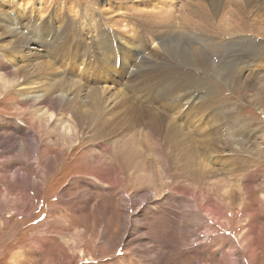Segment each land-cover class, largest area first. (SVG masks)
<instances>
[{"label": "bare ground", "instance_id": "bare-ground-1", "mask_svg": "<svg viewBox=\"0 0 264 264\" xmlns=\"http://www.w3.org/2000/svg\"><path fill=\"white\" fill-rule=\"evenodd\" d=\"M175 1L185 3L178 4V11L183 14L180 19L174 16ZM4 2L9 5L8 0ZM16 2L18 19L11 12L0 11V56L13 58L15 65L8 72V66L0 67V97L13 92L24 100L27 106L23 109H29L26 110L28 116L47 134L55 133L59 146L69 149L86 140L95 147L87 152L88 160L93 159L89 163L104 162L106 165L107 157L100 161L99 156H106L108 152L99 150L111 143L109 155L118 162L121 171H133L131 174L139 171L138 180L150 176L139 169L145 163L136 160L140 152H146L144 159H150V173L157 175L158 180L177 179V174H187L195 185H199L209 172L210 166L203 164V159L224 155L226 160L220 161L229 165L234 156L235 159L246 157L244 153L248 149L240 138L235 135L231 141L226 139L225 132L229 133L230 120L235 116H229V103L218 96L213 78L217 70L221 79L233 88L240 86L252 91L247 96L250 104L256 106L262 101L264 71L260 68L263 64L257 63L259 72L250 66L264 57V28L263 31L262 27L254 30L252 26L254 21L264 25V0H98L93 3L96 7L80 10L77 24L69 23L65 14L58 17V14L47 13L43 17L51 0H39L30 10H26L28 0ZM128 2L136 4L131 9L139 10L142 18L148 20L147 24L128 17ZM151 6L154 13L148 14L146 8ZM69 11L78 12L76 8ZM111 25L126 26L128 33H124V29L112 33L108 30H114ZM42 35L45 38L43 52L40 46L32 44V41L40 42ZM232 43L247 47L246 51L242 50L243 56L229 52ZM150 45L152 49L148 52ZM119 47L124 54L132 53V59L138 58L139 63L132 74L129 71V79L121 83L112 79L115 71H120ZM90 61L99 62L104 72V77L95 79L92 84L87 81V72L83 69ZM109 71L114 73L105 74ZM28 116L22 124L28 125ZM186 120L188 127L184 128ZM12 121L3 120L2 123ZM16 123L0 129L16 128L15 131L23 132L24 126ZM135 129H141L147 147H135L133 142H128L133 140ZM128 132L132 133L129 139L118 144V135ZM23 136L37 160V142ZM31 137L34 136L31 134ZM20 140V137L0 134V149L15 150ZM224 148L227 154H223ZM258 152L264 160V148L259 147ZM179 160L184 162L182 168L176 167ZM192 164L196 167L193 174L181 172ZM13 172L16 178L31 180L30 175L18 170ZM41 174L42 179L44 174ZM195 190L190 195L191 201L200 199L197 202L204 207L203 198L198 195V189ZM243 191L239 187L232 191L225 189L222 195H235L240 200ZM147 199L140 198L139 205ZM134 201L127 200V209L136 204ZM23 205H26L25 200ZM186 206L193 209L191 204ZM205 209L209 215L216 213L213 205L205 204ZM133 217L127 215L125 229L134 228L136 220ZM144 251V255L149 253ZM227 254L231 252L222 253L224 257ZM154 257L152 264H160L159 256L154 253Z\"/></svg>", "mask_w": 264, "mask_h": 264}, {"label": "rangeland", "instance_id": "rangeland-1", "mask_svg": "<svg viewBox=\"0 0 264 264\" xmlns=\"http://www.w3.org/2000/svg\"><path fill=\"white\" fill-rule=\"evenodd\" d=\"M8 1L9 5H5L4 0L0 1V11L11 12L18 19L20 13H17L16 0ZM38 1L28 0L27 7L30 8L26 7V10L33 9ZM51 1L43 17L47 13L58 14V17L65 14L69 23L77 24L80 10H85L87 6L96 7L93 3L98 0ZM175 3L177 11L174 16L180 19L183 14L178 10L185 3ZM241 4L245 7L243 2ZM134 5L133 2L127 3L128 17L147 24L148 20L142 18L139 10L131 9ZM74 8L78 12L69 11ZM149 8H146L148 14H153V6ZM176 8L174 5V10ZM39 18H36L37 21ZM252 23L254 30L262 27L263 31L264 25L257 24V21ZM111 26L114 30H108L112 33L123 32L126 28ZM43 36H40V42L32 41L33 45L40 46L42 52L45 45ZM239 44L232 43L229 52L235 51L233 53L241 57L242 50L246 51L247 47L241 48ZM149 49L148 52L152 49L151 45ZM120 50L121 53H115L121 59L120 71L105 72L114 73L112 79L116 78L117 83L128 80L139 64L138 58L132 59V53L124 54L123 49ZM4 57L0 56V67L8 66L6 72L13 70V58ZM257 63L263 64L260 71H264L263 56L250 66L259 72ZM99 66V62H91L83 68L89 83L104 77ZM129 71H132L131 74ZM213 79L218 96L229 103V116H235V121L230 120L229 133L225 132L228 134L226 139L231 141L236 135L248 152L244 153L246 157L230 158L232 162L229 165L220 161L226 160L224 155L203 159V164L210 167L199 185L192 184L187 174H177V179L158 180L157 175L150 173L152 163L150 159H144L146 152H140L136 160L145 163L139 169L150 176L138 180L139 171L134 174H131L133 171H121L118 162L109 155L110 150L112 152L111 143L104 144L99 150L108 152L106 156H99L100 161L107 157L106 165L104 162L92 165L89 161L93 159L88 160L87 152L95 147L86 140L69 149L61 147L55 140L58 138L55 133L47 134L39 128L38 122L28 116L26 110L29 109H23L27 106L24 100L13 92L0 97V127H7L8 124L15 126V121L24 126L23 132L15 131L16 128L0 129L1 135L10 134L22 141L15 150L0 149V264H152L154 253L159 256L160 264H264V160L257 153L259 147L264 148V95L259 105L255 106L247 100L252 92L250 89L233 88L221 79L217 70H214ZM27 116L28 125H24L21 121ZM3 120L13 121L4 125ZM187 127L186 120L184 128ZM140 130L135 129L133 140L128 142H133L135 147H147ZM23 134L37 142V160ZM131 134L118 135V144L122 145ZM227 151L224 148L223 154ZM183 165L184 162L179 160L176 167L182 168ZM243 165L244 170L241 169ZM15 170L30 175L31 180L16 178ZM195 170L192 164L181 172L193 174ZM40 173L41 176L44 174L42 179ZM237 187L245 190L240 200L235 195H222L225 189L232 191ZM195 188L204 200V207L199 206L200 199L191 201L190 195L196 191ZM142 197L148 199L139 205ZM23 200L26 201L25 206ZM127 200H135L136 204L127 209ZM189 204L193 205V209L186 206ZM205 204L215 207L214 216L206 212ZM127 215L134 216L133 220H136L133 229H125ZM139 217L142 223L141 218L138 221ZM144 250L149 253L144 255ZM229 252L230 255H222ZM15 257L18 259L14 260Z\"/></svg>", "mask_w": 264, "mask_h": 264}]
</instances>
